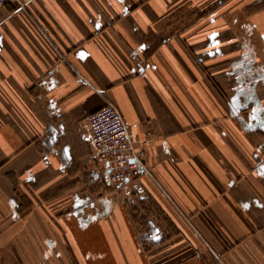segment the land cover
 Masks as SVG:
<instances>
[{"label":"crops","instance_id":"obj_1","mask_svg":"<svg viewBox=\"0 0 264 264\" xmlns=\"http://www.w3.org/2000/svg\"><path fill=\"white\" fill-rule=\"evenodd\" d=\"M263 2L0 8V264H264ZM106 101L152 176L104 183Z\"/></svg>","mask_w":264,"mask_h":264},{"label":"built area","instance_id":"obj_2","mask_svg":"<svg viewBox=\"0 0 264 264\" xmlns=\"http://www.w3.org/2000/svg\"><path fill=\"white\" fill-rule=\"evenodd\" d=\"M20 1L0 0V8ZM85 125L97 171L106 185L116 186L142 175L152 176L144 164L145 149L136 146L128 123L114 103L106 101L87 115Z\"/></svg>","mask_w":264,"mask_h":264},{"label":"rangeland","instance_id":"obj_3","mask_svg":"<svg viewBox=\"0 0 264 264\" xmlns=\"http://www.w3.org/2000/svg\"><path fill=\"white\" fill-rule=\"evenodd\" d=\"M263 3H264V2H263ZM210 10H211V8H208V9H206V12H207V11H208V12H211ZM203 11H204V10H203ZM144 238H145V237H144Z\"/></svg>","mask_w":264,"mask_h":264}]
</instances>
